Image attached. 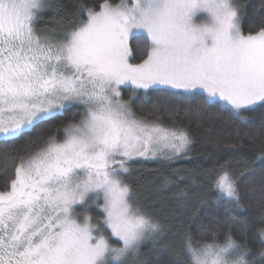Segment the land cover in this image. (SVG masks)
<instances>
[{"label": "snow or ice", "instance_id": "obj_1", "mask_svg": "<svg viewBox=\"0 0 264 264\" xmlns=\"http://www.w3.org/2000/svg\"><path fill=\"white\" fill-rule=\"evenodd\" d=\"M246 8L0 0V264H264V168L241 180L222 152L248 136L264 163V0L247 28ZM193 118L221 139L197 149ZM181 159L197 162L133 180L135 163Z\"/></svg>", "mask_w": 264, "mask_h": 264}, {"label": "trees", "instance_id": "obj_2", "mask_svg": "<svg viewBox=\"0 0 264 264\" xmlns=\"http://www.w3.org/2000/svg\"><path fill=\"white\" fill-rule=\"evenodd\" d=\"M240 3L247 5L245 10V15L242 19V24L245 28H247L252 15L253 6H259L261 0H239ZM80 0H53V3L63 5L68 12L72 10L73 5L79 3ZM85 3H93L94 0H84ZM59 15L53 10L49 9L43 14V19L41 22H44L48 25H53L58 23ZM76 109L73 108L69 113H67L66 118H70L72 113L75 112ZM187 123V121H185ZM240 127L243 129L244 133L249 131V125L247 122H240ZM192 130L196 133L197 140V149L199 144L203 140H210L215 142L218 139H221L220 127L219 125H212L208 123H204L200 127L196 126L195 118H193L192 122ZM244 145L242 148L236 149H222L224 157L230 159L232 161V167L235 171L239 172L243 170L244 176H241L240 179L244 180L245 177L252 175L254 172L259 171L261 168H264V163H261L259 160L255 159L256 153L254 152V146L258 143L257 140L249 138L248 136H242V141ZM193 157L197 155L194 152ZM209 158H205L201 161V164H207ZM196 160H187L181 159L177 160L171 167L168 166L167 162H157V161H144L141 163L133 164V180L136 177L147 178L159 183L160 177L157 176L156 170L160 169L165 174L171 175L173 170H185L191 169L195 166ZM5 176L2 171H0V184H2ZM154 188V185L152 186ZM175 187V186H173ZM146 195L150 197V200L154 203L156 208L161 209L160 214L165 215L170 212L174 207V201L169 199L172 196V192H155L150 188L142 189ZM183 211L188 212L192 215L194 220L201 219L208 211V207L206 205H198L195 203H190L186 209ZM94 215L99 214V211H93ZM238 215L241 217L250 216L252 213L250 212H241ZM255 243V240L253 241Z\"/></svg>", "mask_w": 264, "mask_h": 264}, {"label": "rangeland", "instance_id": "obj_3", "mask_svg": "<svg viewBox=\"0 0 264 264\" xmlns=\"http://www.w3.org/2000/svg\"><path fill=\"white\" fill-rule=\"evenodd\" d=\"M239 2H240V1H239ZM40 24H41V26H45V25H47L48 27H50V28H54V29H58V28L61 26L60 23H56V24H53V25L51 26V25H48V24H46V23H44V22H41V21H40ZM92 211H99V210L93 208Z\"/></svg>", "mask_w": 264, "mask_h": 264}]
</instances>
